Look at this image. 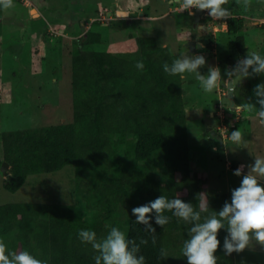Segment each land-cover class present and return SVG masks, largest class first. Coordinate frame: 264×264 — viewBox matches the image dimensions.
I'll list each match as a JSON object with an SVG mask.
<instances>
[{
  "label": "trees",
  "instance_id": "1",
  "mask_svg": "<svg viewBox=\"0 0 264 264\" xmlns=\"http://www.w3.org/2000/svg\"><path fill=\"white\" fill-rule=\"evenodd\" d=\"M227 29L236 35L235 49L246 54L242 20H229ZM98 38L89 33L84 43L89 53L73 42L71 121L0 132V164L9 165L5 189L16 192L30 177L71 167L74 201L0 205V240L7 246L6 255L27 250L45 264H96L100 252L82 243L78 232L94 231L99 243L118 227L139 247L136 258L144 256L145 264H188L181 249L196 221L186 223L165 210L169 223L161 227L153 211L152 233L136 223L132 211L166 196L191 204L200 213L199 222H204L229 203L226 193L204 198L203 181L190 166L182 74L171 75L163 68L178 57L168 47L143 38L137 39L138 47L129 56L89 48ZM140 60L143 71L135 67ZM232 61L227 55L226 62ZM221 70L224 75L230 72L226 64ZM237 166L234 162V169ZM225 237L231 239L226 221L218 232L214 256L217 264H234V252L225 254ZM161 249L167 251L166 257L160 255Z\"/></svg>",
  "mask_w": 264,
  "mask_h": 264
},
{
  "label": "rangeland",
  "instance_id": "2",
  "mask_svg": "<svg viewBox=\"0 0 264 264\" xmlns=\"http://www.w3.org/2000/svg\"><path fill=\"white\" fill-rule=\"evenodd\" d=\"M116 2L117 11H127L126 17L109 19L106 10ZM13 6L0 8V132L27 129L55 122L72 120L71 51L73 42L84 43L89 33L98 34V42L89 48L116 55L134 54L137 39L169 48L178 59L189 58L186 43L196 33L190 16L170 13L166 0H12ZM179 7L178 3H175ZM232 14L242 20L241 34L245 37L247 52L240 54L234 47L236 35L222 27L221 18L211 19L215 27L199 39V53L206 63L197 69L207 76L211 68H219L221 81L212 92H204L195 73L182 74V96L187 118L189 163L202 179L204 198L226 193L231 203L232 190L238 188L244 175L251 173L256 159L264 160V123L255 110L241 109L252 104L256 110L260 97L256 86L264 84V73L250 75L240 86L234 87V104L223 102L227 79L221 66L226 56L244 59L250 52L264 57V28L255 20H264V0H250L245 9L243 0H228ZM115 9V8H113ZM95 22H98V24ZM210 45V48L208 47ZM210 128L223 137L220 142L211 136ZM240 130L242 141L232 143V131ZM238 166L234 169L233 163ZM2 164V163H1ZM0 205L26 202L74 201L73 171L67 167L50 175L30 177L16 192L3 185L9 175L1 170ZM241 166H243L241 168ZM241 168V175L234 172ZM257 176L264 186V177ZM180 175L177 174V179ZM251 235V234H250ZM234 264H264V246L254 239L243 252L233 253ZM169 264H185L184 261Z\"/></svg>",
  "mask_w": 264,
  "mask_h": 264
},
{
  "label": "clouds",
  "instance_id": "3",
  "mask_svg": "<svg viewBox=\"0 0 264 264\" xmlns=\"http://www.w3.org/2000/svg\"><path fill=\"white\" fill-rule=\"evenodd\" d=\"M172 2L179 3L181 9L188 10L190 14L191 9L196 8L199 10L209 9L208 15L214 18L227 19L231 16L230 12L221 7L228 0H172ZM236 2L240 4L241 0H236ZM12 6V0H0V8L8 9ZM249 6L250 0H243V7L247 9ZM127 15L124 13L122 17ZM257 21L255 20V22ZM205 63L203 56H195L192 59H176L171 67L164 63L163 68L171 75L185 72L195 73L201 89L204 92H212L221 81V72L219 68H211L206 77L200 75L197 69ZM135 67L143 71V61H137ZM250 68L253 73H264V57L250 52L246 58L238 62L228 75H234L237 80L244 79L250 75L248 71ZM255 93L257 97H260L257 101L260 105L259 110H256L252 104H242L239 107L249 111L255 110L261 123H264V84L257 85ZM229 139L232 143L239 144L242 141V133L239 129L232 131ZM241 168H237L234 175L240 176ZM253 173L264 177V160L256 159L255 164L251 166V173L244 175L240 186L232 190L231 203H225L218 214H212L204 222H199L200 213L194 212L191 204L185 203L181 199L169 200L166 196H160L147 205L132 210L137 217L136 223L146 225L147 230L154 233L155 229L149 223L150 214L154 211L156 224L163 227L169 223V217L163 215L165 210L186 223L196 221L195 226L189 229L190 238L184 241L181 249L183 255L187 257L188 264H217V258L214 256L220 243L217 236L219 230L225 227V221L231 237V239L228 237L224 239L226 255L243 252L253 239L264 246V186L258 183L257 176ZM77 236L82 243H89L100 252V255L95 257L96 264H101V261L103 264H145L144 256L136 258L135 253L139 252V247L135 245L134 241H129L125 232L118 227H112L106 238L99 243L96 242V233L92 230L82 229ZM155 241L156 237L153 235V244ZM141 243H147V241L142 240ZM130 244L133 245L131 248H129ZM6 250V244L0 240V264H45L44 261L35 258L27 250L21 251L19 254L10 252L7 255ZM160 255L166 257L168 253L161 249Z\"/></svg>",
  "mask_w": 264,
  "mask_h": 264
},
{
  "label": "flooded vegetation",
  "instance_id": "4",
  "mask_svg": "<svg viewBox=\"0 0 264 264\" xmlns=\"http://www.w3.org/2000/svg\"><path fill=\"white\" fill-rule=\"evenodd\" d=\"M166 2L171 5L169 7L170 13H173V14H182V13H184L186 16H190L192 18V20L195 22V31H196V33L193 35V37L191 39L187 40V42L194 41L193 45H192V48L195 50V53H193V54L189 53V46H187V43H186V53H187V55L189 57H193V58L195 57L196 54L197 55H201L199 53V49H198V47H199V39L201 37H203L210 30L215 33V31H216L215 27H211V25H209V21H211V19H216V18L211 17L210 15H208V12L210 11L209 9L199 10V9L193 8V9H191V14H190L188 10H182L179 3H178L179 7H177V5H174L175 3H173L172 0H166ZM117 5H118V3L113 2L112 6L115 9L111 10V7H110L109 10H106L108 12L111 11L110 15H108V12H107V15H106L109 19L114 18L113 16L117 17V14H116V12H117L116 6ZM223 9L227 10V9H230V8L225 5V7ZM230 13H231L230 18L222 19V22H223L222 27H224V26L227 27V23L231 19H234V20H238L239 19V18L236 17L235 14H232V11H230ZM263 17H264V13H263ZM261 20L262 19H260V21ZM262 21H264V20H262ZM257 26H262L264 28V22L263 23H257ZM225 29H226V31H228L227 28H225ZM201 56H203V55H201ZM240 60H242V59L235 58V59H233L231 64L226 62V65H228L229 68H230V72L236 67V65L238 64V62ZM231 77H233V75ZM247 78H245V80H247ZM241 83H242V80L239 79L236 83H234V87L235 86H240ZM233 101H234V99H233Z\"/></svg>",
  "mask_w": 264,
  "mask_h": 264
},
{
  "label": "water",
  "instance_id": "5",
  "mask_svg": "<svg viewBox=\"0 0 264 264\" xmlns=\"http://www.w3.org/2000/svg\"><path fill=\"white\" fill-rule=\"evenodd\" d=\"M111 10H113V6L111 8ZM124 13H127L126 11H117L116 14L118 16H122V14ZM111 14V11L108 12V15ZM128 14V13H127ZM264 21H257V22H254V23H263ZM193 42L194 41H191V42H187V46H189V53L190 54H193L195 53V50L192 48V45H193ZM195 56H201V55H195ZM242 82L245 81V78L244 79H241ZM238 80L235 78V76L233 75V77H230L227 79V83H226V89H227V92H226V95L224 96L223 98V102L227 105H233L234 101H233V97H234V83H236ZM210 130V128H208ZM210 134L211 136L217 138V140H219L220 142L223 141V137L221 136V134H219L218 132H216V130H213L211 129L210 130ZM9 167V165L6 163V162H2L1 164V170L3 172H6V169Z\"/></svg>",
  "mask_w": 264,
  "mask_h": 264
},
{
  "label": "crops",
  "instance_id": "6",
  "mask_svg": "<svg viewBox=\"0 0 264 264\" xmlns=\"http://www.w3.org/2000/svg\"><path fill=\"white\" fill-rule=\"evenodd\" d=\"M122 11H124V10H122ZM127 12V11H126ZM128 13V12H127ZM257 21V20H256Z\"/></svg>",
  "mask_w": 264,
  "mask_h": 264
}]
</instances>
